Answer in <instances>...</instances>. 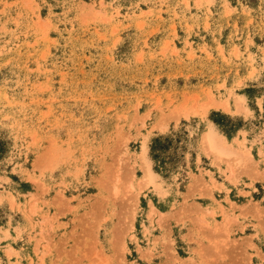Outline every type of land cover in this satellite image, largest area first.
<instances>
[{
	"label": "rangeland",
	"instance_id": "374dc122",
	"mask_svg": "<svg viewBox=\"0 0 264 264\" xmlns=\"http://www.w3.org/2000/svg\"><path fill=\"white\" fill-rule=\"evenodd\" d=\"M0 264H264V0H0Z\"/></svg>",
	"mask_w": 264,
	"mask_h": 264
},
{
	"label": "bare ground",
	"instance_id": "6f19581e",
	"mask_svg": "<svg viewBox=\"0 0 264 264\" xmlns=\"http://www.w3.org/2000/svg\"><path fill=\"white\" fill-rule=\"evenodd\" d=\"M210 144L212 145L211 146V148H213L214 147V149H216V150H219L220 148V143L219 142H217V141H215V140H213V139H210ZM209 145V144H208ZM222 149V148H221ZM224 151L226 150L227 151V149H223ZM218 152V151H217ZM235 154V153H234ZM236 155V154H235ZM229 156H231V155H229ZM237 156H239V154L237 155ZM242 158L243 157H238L236 160L238 161V159H239V161H243L242 160ZM234 162V161H233ZM237 167V166H236ZM148 178H149V176H148ZM263 228V227H262ZM211 233V232H210ZM127 234V233H126ZM220 235V234H219ZM217 236V235H216ZM222 237V236H221ZM119 242V241H118ZM218 244V243H217ZM221 245V244H220ZM205 252V251H204Z\"/></svg>",
	"mask_w": 264,
	"mask_h": 264
}]
</instances>
